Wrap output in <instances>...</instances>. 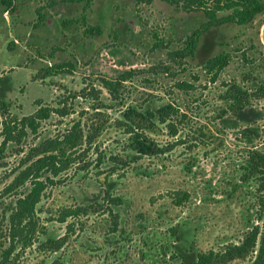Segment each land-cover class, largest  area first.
<instances>
[{"label":"rangeland","instance_id":"rangeland-1","mask_svg":"<svg viewBox=\"0 0 264 264\" xmlns=\"http://www.w3.org/2000/svg\"><path fill=\"white\" fill-rule=\"evenodd\" d=\"M16 4L13 11L0 5V77L11 78L7 99L12 115H29L38 102L56 107L62 94L80 91L89 82L99 87L103 77L136 73L122 88V104L107 111L110 120L100 134L45 190L37 206L33 245L17 248L3 259L1 252L8 247L4 213L25 191L8 186L22 169L24 153L40 140L62 133L76 115L52 117L20 147L6 146L0 156V264H181L178 254L191 243L202 252L217 251L240 242L253 226L264 227V189L255 180H243L248 152H264V13L246 27L225 24L215 29L214 53H228L231 60L212 83L196 62L172 61L168 56L204 22L202 13L187 14L161 0H17ZM83 15L103 34L85 35L80 22L67 24ZM67 62L73 66L69 73L39 78L41 69ZM159 65L168 67V72L154 74L151 68ZM177 82L194 89L178 90ZM232 85L245 93L242 107L249 120H241L225 98ZM99 89L102 102L112 104L107 92ZM165 104L178 109L177 136L170 137L163 125L147 134L170 150L139 155L116 123L120 111L134 107L154 112ZM76 105L78 112L90 113L87 102L79 99ZM108 190L121 199L113 206L116 228L109 214L90 213L71 220L75 231L61 250H40V242L65 234V225L56 221L60 209L102 205ZM177 191L189 197L180 206L171 198ZM172 228H177L176 237ZM254 254L227 264H251Z\"/></svg>","mask_w":264,"mask_h":264},{"label":"trees","instance_id":"trees-1","mask_svg":"<svg viewBox=\"0 0 264 264\" xmlns=\"http://www.w3.org/2000/svg\"><path fill=\"white\" fill-rule=\"evenodd\" d=\"M16 1L0 0V5L6 11H13L17 7ZM161 1L187 14L197 12L203 14L204 22L185 36L181 49L168 53V56L172 61L178 59L196 62L210 75L212 83L216 82L221 71L231 60L228 53H214L215 29L225 24L246 27L251 25L257 16L264 13V2L261 0ZM223 10H229L230 13L226 17H217L216 14ZM36 14L39 20L44 18L39 9L36 10ZM75 22H80L83 25L85 35L100 36L103 34L100 26L88 25L84 15L79 21L71 20L67 24L72 25ZM123 22L127 25L126 19ZM72 67L70 62L54 64L41 69L42 74L39 78L43 80L55 74L69 73ZM151 70L154 74H158L163 71L168 72V67L159 65L152 67ZM135 73V71H125L113 79L104 77L99 79L98 86L107 92L112 104L105 105L102 102V92L99 87H95L93 82H89L80 91H69L62 94L57 100L56 107L41 106L38 102L33 113L21 117L10 113L11 103L7 99V92L11 89V78L8 75L0 77V135L2 137L0 156L8 144L20 147L24 138L35 137L41 122L52 117L61 120L76 115L62 133L40 140L24 153L21 160L22 169L8 186V190H17L21 187L25 191L16 197L13 205L8 207L4 213L7 214L6 239L8 247L1 252L3 259L9 258L17 248L25 250L33 245L38 230L37 206L41 202L45 190L56 184V178L75 164L80 158L83 148L90 146L100 134L110 120L107 111L122 104V88ZM175 87L184 92L194 89V86L187 82H177ZM262 95H264V90ZM225 98L232 104L233 111L241 120H249L248 113L244 112L242 107L246 100L244 92L236 85H232L226 90ZM79 99L89 104L90 113L77 111L76 100ZM177 115L178 109L171 104H165L154 112L127 107L120 111L121 120H117L116 123L128 136L133 151L143 156H157L170 149L167 146L160 147L150 139L147 133L158 125H163L170 137H176L178 128L174 122ZM244 171L243 180H255L262 191L264 189V152L254 150L248 152ZM171 198L175 206H180L189 197L186 192L177 191L173 192ZM102 202V205L93 204L60 209L56 221L65 225V234L57 239L47 238L40 242L38 245L40 250L48 253L61 250L67 243L70 233L75 231V223L71 220L88 216L90 213L102 211L109 214L113 218L112 223L116 228L117 215L113 211V206L120 205L121 199L113 197L108 190L105 192ZM176 230L177 228L170 230L175 237ZM253 253L255 254L251 264H264V227L261 228L258 225L247 231L244 238L237 244H231L217 251L202 252L196 249L194 243H191L189 248L179 253L178 256H180L181 264H227L235 260H245Z\"/></svg>","mask_w":264,"mask_h":264}]
</instances>
